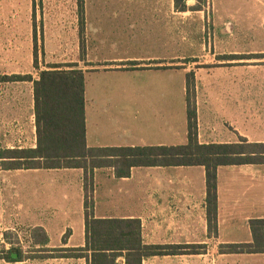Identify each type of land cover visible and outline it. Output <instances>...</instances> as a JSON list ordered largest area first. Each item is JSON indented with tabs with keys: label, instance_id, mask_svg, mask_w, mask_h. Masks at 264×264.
<instances>
[{
	"label": "crops",
	"instance_id": "crops-1",
	"mask_svg": "<svg viewBox=\"0 0 264 264\" xmlns=\"http://www.w3.org/2000/svg\"><path fill=\"white\" fill-rule=\"evenodd\" d=\"M68 2L52 13L79 16L71 18L78 40L67 62L84 72L88 148L185 144L190 71L200 144H264V0ZM0 61V150L34 148L37 76L11 81L9 56L6 69L5 58ZM174 75L185 105L182 123L172 121L169 109ZM13 84H26V99L23 90L12 93ZM260 219L264 164L217 168L215 232L208 226L203 166H136L123 177L108 164L87 172L0 167V237L14 231L36 247L85 255L0 264H93L94 253H117L114 263L127 264L132 251L118 246L127 237L111 230V221H137L145 245L202 247L140 264H264L263 250L219 249L252 243L250 222Z\"/></svg>",
	"mask_w": 264,
	"mask_h": 264
},
{
	"label": "trees",
	"instance_id": "trees-1",
	"mask_svg": "<svg viewBox=\"0 0 264 264\" xmlns=\"http://www.w3.org/2000/svg\"><path fill=\"white\" fill-rule=\"evenodd\" d=\"M81 27V24H80ZM34 52L37 55V37L34 24ZM34 67L38 68L37 56ZM53 64L39 70L33 80L36 146L26 149L0 150V167L4 169L82 168L108 164L118 177L129 175L136 166H203L206 178V205L208 226L216 231L217 168L226 165L264 164V144H200L197 140L196 114L193 103V73L186 74L187 142L182 145L145 146L127 148H88L85 141L84 72L76 64ZM30 75L14 74L11 81L31 80ZM90 206H86V209ZM89 211H86V216ZM111 221L109 228L124 234L126 244L119 245L132 251L125 255L126 263L140 264L148 256L197 253L199 245H145L140 237V224ZM253 242L220 246L222 253L264 251V219L250 222ZM108 229V227H107ZM131 237V240H130ZM3 253L0 259L21 261V254ZM60 252L61 249H60ZM82 253L59 254L57 257H83ZM119 254L94 253L93 264H115Z\"/></svg>",
	"mask_w": 264,
	"mask_h": 264
},
{
	"label": "rangeland",
	"instance_id": "rangeland-1",
	"mask_svg": "<svg viewBox=\"0 0 264 264\" xmlns=\"http://www.w3.org/2000/svg\"><path fill=\"white\" fill-rule=\"evenodd\" d=\"M67 5H69L68 0H0V59L5 58L6 69V56H9L11 75L37 76L33 68L34 24L37 28L38 66L41 70L53 64H59L64 68L72 64L67 62V59L74 54L75 43L78 39L77 27L72 24L71 18L76 16L79 19V16L52 13L55 7ZM171 84L172 93L169 105L171 119L176 123H182L185 116V105H183V98L180 99L178 90H176L181 88V85L179 88V77L172 76ZM13 85L15 86H12V93L23 90V99H26V84ZM8 251H14L15 254L20 253L22 260L26 261H61L59 257L58 259L52 258L63 254L60 250L36 247L33 240L26 242L14 231H8L0 237V256L2 257L3 253L8 254Z\"/></svg>",
	"mask_w": 264,
	"mask_h": 264
}]
</instances>
